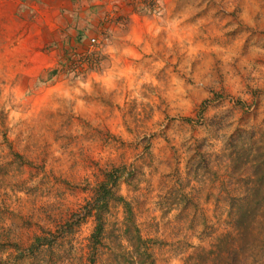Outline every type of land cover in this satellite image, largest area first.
I'll list each match as a JSON object with an SVG mask.
<instances>
[{
	"label": "rangeland",
	"instance_id": "374dc122",
	"mask_svg": "<svg viewBox=\"0 0 264 264\" xmlns=\"http://www.w3.org/2000/svg\"><path fill=\"white\" fill-rule=\"evenodd\" d=\"M0 264H264V0H0Z\"/></svg>",
	"mask_w": 264,
	"mask_h": 264
},
{
	"label": "trees",
	"instance_id": "16d2710c",
	"mask_svg": "<svg viewBox=\"0 0 264 264\" xmlns=\"http://www.w3.org/2000/svg\"><path fill=\"white\" fill-rule=\"evenodd\" d=\"M114 171H110L109 173H107L106 175V180L104 182H101L100 185L98 186V189L95 193V198L93 199L92 202H89L87 204L86 210L88 213L93 212L95 215V227L93 232L90 235V242L97 244L99 243V239L101 236V233L103 231V223L101 221V213L103 211H105L108 207V198L112 193V184H115L117 179L119 178V176H115L114 175ZM89 207V209H88ZM124 210L126 212H130V208L128 203H124ZM83 212V209L81 211L78 212V214H74L71 217H78L81 215V213ZM87 216L85 214L82 215V217ZM80 218V217H78ZM74 224V223H73ZM139 240L141 242H145L143 241L140 237ZM36 243H40V237H36L35 241ZM33 246V245H32Z\"/></svg>",
	"mask_w": 264,
	"mask_h": 264
}]
</instances>
